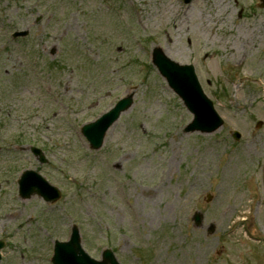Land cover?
<instances>
[{
	"label": "rangeland",
	"instance_id": "1",
	"mask_svg": "<svg viewBox=\"0 0 264 264\" xmlns=\"http://www.w3.org/2000/svg\"><path fill=\"white\" fill-rule=\"evenodd\" d=\"M223 2L0 0V264H52L73 224L98 260L264 264V7ZM155 49L193 66L221 125L190 127ZM123 96L90 148L81 126ZM24 169L60 198L19 197Z\"/></svg>",
	"mask_w": 264,
	"mask_h": 264
},
{
	"label": "water",
	"instance_id": "2",
	"mask_svg": "<svg viewBox=\"0 0 264 264\" xmlns=\"http://www.w3.org/2000/svg\"><path fill=\"white\" fill-rule=\"evenodd\" d=\"M262 6H264V0H262ZM25 34L26 31L17 33V35ZM153 62L160 73L166 78L168 84L180 95L188 109L194 114L190 127L209 131L220 124V119L213 111L210 101L203 94L193 74L192 66H181L170 61L162 55L159 49H155L154 51ZM130 104L131 98L129 96L123 98L99 119L82 127V132L93 147L97 148L100 146L106 129L118 117L120 111L126 109ZM33 150L35 153L39 152L38 149ZM19 184V192L23 197H28L32 193H38L45 199H54L58 194V191L48 185L44 178L32 171L25 172L22 179L19 180ZM195 218L199 222L200 216L196 215ZM77 238L76 232H73L70 239L66 242L55 241L52 257L53 264H107V262L109 264H117L114 257L110 255H105L101 262L89 259L78 248ZM1 246L2 244H0Z\"/></svg>",
	"mask_w": 264,
	"mask_h": 264
},
{
	"label": "bare ground",
	"instance_id": "3",
	"mask_svg": "<svg viewBox=\"0 0 264 264\" xmlns=\"http://www.w3.org/2000/svg\"><path fill=\"white\" fill-rule=\"evenodd\" d=\"M221 2H223V0H221ZM223 3H224V2H223ZM226 9H227V7H226V4L224 3V4H223V9H222L223 12H224ZM250 37H251V38H254V37H255L254 31H252Z\"/></svg>",
	"mask_w": 264,
	"mask_h": 264
}]
</instances>
